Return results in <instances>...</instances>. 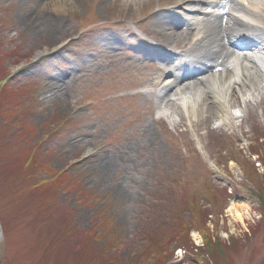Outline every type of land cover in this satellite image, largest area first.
<instances>
[{"label": "rangeland", "instance_id": "1", "mask_svg": "<svg viewBox=\"0 0 264 264\" xmlns=\"http://www.w3.org/2000/svg\"><path fill=\"white\" fill-rule=\"evenodd\" d=\"M53 1L0 0V264H264L263 59L202 122L208 84L161 101L172 64L152 48L147 80L128 74L138 46L179 51L142 32L166 37L158 0Z\"/></svg>", "mask_w": 264, "mask_h": 264}, {"label": "bare ground", "instance_id": "2", "mask_svg": "<svg viewBox=\"0 0 264 264\" xmlns=\"http://www.w3.org/2000/svg\"><path fill=\"white\" fill-rule=\"evenodd\" d=\"M133 1L137 2V0ZM64 3L65 0H54L49 5L53 12H62ZM158 6L159 9L148 13L145 19L153 27L163 30L166 37L162 38L155 31L142 30V32L150 37L156 36L158 43L175 48L180 52L163 50L147 44L136 47L133 55L134 64L131 62L132 67L129 69L131 71L128 73L131 82L144 83L152 74L153 69L147 68V64H135V61L143 54L145 56L151 53L149 48L155 50L152 53L158 59L168 60L170 63L176 59L173 68L168 72L170 78L161 81V78L157 77L159 80L155 81L157 85L164 84L161 89L162 94L159 96L161 101H167L168 104L170 102L171 105L179 108L177 101H182L186 97L187 90L191 86L198 83L208 84L207 88L214 90L202 98V102L208 104V115L202 122H208L215 118L216 109L223 108L220 100L215 101L218 97L214 94H219L217 90L223 86L222 82L232 80V73L237 75L233 77L232 85L241 86L239 90L235 86L231 89L230 101L233 103L238 102L242 85L256 84L257 75L246 73L238 76V66L246 64L245 71L251 68L250 63L257 67V60L260 59L259 53L264 55V28L259 27L264 26V0H164L163 2L158 0ZM227 6L230 9L226 8ZM178 11H185V14L192 19L182 18L180 14L177 15ZM233 11H239L243 17L255 21L259 26H247L233 14ZM248 35L251 37L248 38ZM167 39L175 41L169 43ZM231 58L234 60L233 66L228 64ZM209 69L217 71L216 78L203 74L193 80H184ZM197 89L203 91L205 86L200 85ZM172 91H175L173 95L176 98L174 99L169 98ZM57 95L53 92L47 96L54 98ZM94 164L98 169L106 172L113 168L115 162L111 158H105ZM230 210L241 221L249 215V206L233 205Z\"/></svg>", "mask_w": 264, "mask_h": 264}]
</instances>
